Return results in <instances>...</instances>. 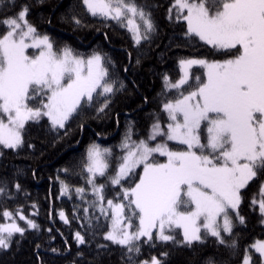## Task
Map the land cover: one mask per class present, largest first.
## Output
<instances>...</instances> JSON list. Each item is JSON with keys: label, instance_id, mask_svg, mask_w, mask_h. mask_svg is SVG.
I'll return each instance as SVG.
<instances>
[{"label": "snow or ice", "instance_id": "snow-or-ice-1", "mask_svg": "<svg viewBox=\"0 0 264 264\" xmlns=\"http://www.w3.org/2000/svg\"><path fill=\"white\" fill-rule=\"evenodd\" d=\"M83 3L94 16L126 19L137 43L154 29L149 14L134 0H83ZM172 9L177 10L178 19L187 23L186 35L197 36L208 45L225 50L230 58L180 61L184 67L204 66L206 80L201 82L197 77L195 90L187 95L181 93L180 98L163 105L171 122L166 132L159 122L155 123L149 140L166 136L167 141H178L186 150L173 151L167 142L151 147L145 140L132 141L130 132L126 134L121 144L125 155L110 182L120 185L140 165L143 173L134 187L123 189L127 205L107 201L112 227L105 239L127 246L129 252L140 251L134 242L141 237L151 241L153 229H158L157 239L174 240L173 235L166 234V228L171 230L173 226L183 229V242L189 245L202 241L201 229L224 244L222 232L233 231L229 210L238 208L240 190L258 172H264V0H174L170 14ZM27 12L25 6L17 16L0 21L9 29L0 36V145L7 148L23 143L22 130L27 121L47 116L52 127L64 128L82 101L92 102L94 93L97 97L105 96L99 109L103 111L108 106L106 94L115 91L100 54L85 58L69 47L55 51L49 37L40 36L28 23ZM136 17L143 22V33ZM75 22L79 24V20ZM29 39L31 43L27 42ZM29 48L39 49V54L28 55ZM165 80L169 87L178 89L187 83L188 74L185 72L175 84L167 77ZM34 101L39 106H31ZM202 125H206L207 143L202 142ZM206 150H210L208 154ZM154 153L166 156L167 161L150 162ZM110 154V149L101 150L95 144L87 152L89 183L101 202L104 185L97 186L95 177L106 175L109 168L106 157ZM3 191L0 188V193ZM261 195L264 196V187ZM126 207L139 218L136 231H128L132 224L131 217L125 216ZM259 207L264 213V199L259 201ZM182 208L187 210L181 211ZM2 215L12 218L9 211ZM60 216L65 218L63 212ZM19 218L26 219L22 214ZM239 219L243 223V217ZM125 220L128 222L124 223ZM27 224L38 227L32 220H27ZM24 231L14 220L11 224H0V247L7 248L12 235ZM75 238L79 244L85 243L79 232ZM253 247L264 256V241ZM151 264L161 261L153 257ZM244 264H249V258H245Z\"/></svg>", "mask_w": 264, "mask_h": 264}, {"label": "trees", "instance_id": "trees-1", "mask_svg": "<svg viewBox=\"0 0 264 264\" xmlns=\"http://www.w3.org/2000/svg\"><path fill=\"white\" fill-rule=\"evenodd\" d=\"M134 1L154 25L139 44L122 21L92 15L83 0H0V21L17 16L26 6L27 20L39 35L50 38L54 50L69 47L83 57L101 54L107 79L114 82L115 89L106 94L108 106L103 111L99 109L105 96L94 94L92 102H81L64 128L52 127L49 118L42 116L27 121L20 146L0 145V188L4 189L0 193V224L14 220L25 229L23 234L12 235L7 248L0 247V264H151L153 257L161 264H208L209 260L212 264H244L253 243L264 239V213L259 207L264 199V172H258L243 188L239 208L229 211L234 225L231 234L222 233L224 244L202 230V241L189 245L175 227L169 232L175 237L172 241L141 237L134 242L138 253L105 239L110 219L97 205L89 183L87 146L95 142L111 150L106 175L95 179L104 185L107 201L128 202L123 199V189L139 182L143 166L120 185L109 179L118 170L126 134L130 132L131 140L137 142L149 139L155 123L165 127L169 117L163 105L195 90L197 77L201 82L206 80V72L204 66L195 65L190 80L178 89L168 88L165 77L170 82L180 78L181 60L230 58L225 50L186 35L187 23L177 18V10L169 13L174 0ZM6 30L8 27L0 23V36ZM31 106L39 105L34 101ZM77 189L84 191L78 193ZM4 211L11 212L12 218H4ZM21 214L25 220L19 218ZM238 216L243 217V223ZM27 220L38 227H29ZM77 232L85 243L77 242ZM251 251V264H263L261 255Z\"/></svg>", "mask_w": 264, "mask_h": 264}, {"label": "rangeland", "instance_id": "rangeland-1", "mask_svg": "<svg viewBox=\"0 0 264 264\" xmlns=\"http://www.w3.org/2000/svg\"><path fill=\"white\" fill-rule=\"evenodd\" d=\"M134 3H136L135 1H134ZM137 5V4H136ZM138 6V5H137ZM139 7V6H138ZM144 11V10H143ZM184 14H186V12L184 13ZM99 16H101V15H99ZM26 19H27V16H26ZM135 20H136V23L138 24V25H140V30H141V33H143L144 32V25H143V22L139 19V17H136L135 18ZM28 21V23L29 24H31L30 23V21L29 20H27ZM120 21H122L123 22V24L127 27V29L130 31V34L132 35V37H133V40H134V42L136 43V44H139L143 39H141L140 40V42L139 43H137L136 42V40H135V38H134V33L129 29V27L127 26V20L125 19V20H120ZM32 25V24H31ZM33 26V25H32ZM34 27V26H33ZM9 30V29H8ZM8 30H6V31H8ZM40 36H42V35H40ZM50 39V38H49ZM51 41V40H50ZM28 43H31V39H29L28 41H27ZM52 43V42H51ZM206 43V42H205ZM26 52H27V54L28 55H30V56H34V55H38L39 54V49H36V48H29V49H27L26 50ZM59 52V51H58ZM102 56V55H101ZM89 57V56H88ZM85 58H87V57H85ZM191 59H202V58H191ZM186 60H189V59H186ZM203 60H205V59H203ZM225 60V59H224ZM207 61H209V60H207ZM212 61H223V60H212ZM212 61H209V62H212ZM196 66H202V65H196ZM193 67H195V65H191V66H188V67H184V66H182L181 65V76H180V78L177 80V81H179L183 76H184V74H185V72H187V74H188V81L190 80V78H191V70H192V68ZM204 69H205V72H207V69L204 67ZM206 74V73H205ZM177 81H175V82H171V83H173V84H175ZM187 81V82H188ZM184 85H186V84H184ZM166 86H168V83H167V85ZM183 86V85H182ZM168 88H171V87H169L168 86ZM168 103V102H167ZM167 113V112H166ZM168 115V114H167ZM171 121L169 120V122L166 124V126L165 127H163V126H161V124H160V126H161V129H163V131L164 132H166L167 131V125L170 123ZM27 123V122H26ZM25 123V124H26ZM66 123V122H65ZM152 130H153V128H152ZM151 130V131H152ZM22 134H23V130H22ZM23 136V135H22ZM201 136H202V142L203 143H207V139H205L204 140V137H206V125H202V133H201ZM141 140H145V141H147L148 143H149V146H151V147H155L157 144H162V143H165V142H167V145H168V147H169V149H171V150H173V151H182V150H186V146H184V145H182V144H180L178 141H167V138H166V136H162V135H158L157 137H156V139L155 140H149V139H146V138H143V139H140L139 141H141ZM139 141H137V143L139 142ZM93 144H95V145H99V144H97V143H91V144H89L88 146H87V148H86V153L88 152V149H89V147L91 146V145H93ZM171 145H174V146H179V147H172ZM99 147H100V149L101 150H103V149H108V148H105V147H102V146H100L99 145ZM210 150H206L205 151V154H208V152H209ZM123 155H125V150H124V152H123V154H122V156ZM109 156V155H108ZM108 156L106 157V159H107V161H108ZM149 159H157L158 160V162H152V163H165L166 161H167V157L166 156H162V155H160L159 153H154L153 154V156L152 157H150ZM150 161V160H149ZM122 161H120V163H121ZM151 162V161H150ZM139 167V166H138ZM138 167H136L135 169H138ZM134 169V170H135ZM98 176V175H97ZM96 176V177H97ZM114 176V175H113ZM126 178V177H125ZM125 178H123V179H125ZM91 179V175H90V177H89V180ZM122 179V180H123ZM250 182V181H249ZM95 184L98 186V185H100V184H98V182L96 181V179H95ZM247 186V185H246ZM262 187H264V181H263V183H262V186H261V189H262ZM245 188V187H244ZM91 189H93V184H91ZM243 189H241L240 190V196H241V191H242ZM92 192H93V190H92ZM96 197H97V199H98V196L96 195V194H94ZM103 196H104V193H103ZM114 203H124L125 205H127V203L128 202H124V201H119V202H116V201H113ZM240 204H241V202H240ZM240 204L238 205V208H239V206H240ZM97 205H99V207L100 208H102L103 207V209H104V211L109 215V219H110V228H109V231L111 230V227H112V212H111V209L109 208V206H108V204H107V200L105 199V197H104V200L101 202L99 199H98V204ZM186 209H184V208H182L181 209V211H185ZM230 211V210H229ZM125 216L126 217H128V216H130L131 217V224H132V227L130 228V229H128V231H136L137 230V228H138V226H139V218H138V216H135V215H133V213H132V209H129V208H127L126 207V209H125ZM240 216H238V218H239ZM128 221L127 220H125L124 221V223H127ZM232 222H233V225H234V221H233V219H232ZM221 223H222V220H221ZM179 228V227H176V226H173V228ZM172 228V229H173ZM180 230H181V233H182V235H183V229L182 228H179ZM202 230L203 229H201V233H202ZM108 231V232H109ZM153 231V238L155 237V238H157V231H158V229H153L152 230ZM171 230H168L167 228H166V234H168V235H172V234H170L169 232H170ZM204 231V230H203ZM223 233V232H222ZM147 238V237H146ZM183 238H184V236H183ZM159 240V239H158ZM258 241H264V239L263 240H256V242L255 243H253V245H255ZM194 242V241H193ZM253 245H252V249L251 250H253V251H255L256 253H258L257 251H256V249L253 247ZM248 251V253H247V258H249V264H251V260L253 259V253H252V251ZM259 255H261L260 253H258ZM261 257H262V260H263V264H264V256H262L261 255Z\"/></svg>", "mask_w": 264, "mask_h": 264}, {"label": "bare ground", "instance_id": "bare-ground-1", "mask_svg": "<svg viewBox=\"0 0 264 264\" xmlns=\"http://www.w3.org/2000/svg\"><path fill=\"white\" fill-rule=\"evenodd\" d=\"M62 50H63V49H62ZM62 50H61V51H62ZM55 51H56V50H55ZM58 51H59V50H58ZM58 51H57V52H58ZM59 52H60V51H59ZM98 54H99V53H98ZM100 55H101V54H100ZM90 56H91V55H90ZM86 57H88V56H86ZM102 57H103V56H102ZM94 94H95V93H94ZM94 94H93V96H94Z\"/></svg>", "mask_w": 264, "mask_h": 264}]
</instances>
